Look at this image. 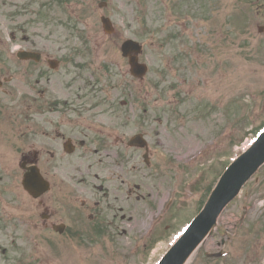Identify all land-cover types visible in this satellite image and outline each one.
<instances>
[{
  "label": "rangeland",
  "instance_id": "1",
  "mask_svg": "<svg viewBox=\"0 0 264 264\" xmlns=\"http://www.w3.org/2000/svg\"><path fill=\"white\" fill-rule=\"evenodd\" d=\"M253 12L235 0H0V61L13 62L11 52L26 46L64 63L75 53L74 62L86 69L65 66L68 80H84L83 90L66 94L80 106L72 118L77 111L89 117L85 126L106 133L111 127V183L108 148L82 149L64 166L73 205L85 200L102 210L109 206L103 192L105 198L111 193L106 234L90 239V210H78V223L65 206L66 233L42 244L25 228L33 206L18 176V190L14 182L0 203V264H15L18 250L19 264H157L264 126V33H257L264 22ZM101 17L111 20V37L103 34ZM128 39L143 47L139 60L148 74L142 81L121 58L119 47ZM23 107L13 109L21 113L18 121L28 119ZM9 112L4 109L2 130ZM138 133L152 154L149 167L141 151L125 147ZM6 147L0 161L16 175L19 153ZM188 264H264V166Z\"/></svg>",
  "mask_w": 264,
  "mask_h": 264
},
{
  "label": "flooded vegetation",
  "instance_id": "2",
  "mask_svg": "<svg viewBox=\"0 0 264 264\" xmlns=\"http://www.w3.org/2000/svg\"><path fill=\"white\" fill-rule=\"evenodd\" d=\"M193 2L195 0H192ZM245 4L254 5V15L264 22V0H241ZM264 29V28H263ZM35 48L32 47V50ZM39 62H10L5 63L0 61V150L6 147V144L11 147L16 153H19L16 167L18 174L14 175L13 171L3 167V162L0 161V203L11 190V185L15 182V190H18V176L23 177L25 173H37L43 183L47 185V192L38 199L31 200V220L26 228H31L39 242L47 244L52 240L51 234L61 238V235L66 233L67 226L62 221L63 213L66 212L65 206L73 210L75 216L72 220L80 222L77 217L79 211L86 212L90 210L86 220L93 223L91 230L94 233H89L80 227L79 230L87 236L90 234V239L94 236H103L109 230L107 219L111 211V193L109 198L108 193L103 192V200H108L107 208L99 210V205L88 204L85 200H81L76 205L72 204V197L67 190V175L64 166L66 159L74 156L80 150H104L108 148L107 153L109 160L110 183H111V127L108 133L103 132L98 127L87 125L88 118H80V106L78 103L75 105L68 99L66 94L71 93L73 89L83 90V80L76 77L73 80H68L66 67H70L75 73L81 71L76 64L73 63H54L47 62L50 57L43 51H40ZM44 60V61H43ZM77 83V84H76ZM82 86L78 87L77 86ZM85 89L89 90L88 87ZM92 99L94 98V89L90 90ZM78 99L82 94H76ZM19 103V104H18ZM27 111H21L25 120L18 121L22 118L21 113L13 109L22 107ZM76 108L77 111L73 112L72 109ZM10 110L6 115L9 121L2 130L3 112ZM12 110V111H11ZM40 118V120H39ZM111 119V117H110ZM39 120V121H38ZM70 151V153H68ZM80 155V154H79ZM84 156H81V159ZM5 168V169H3ZM66 176V177H65ZM62 177H65L62 178ZM95 178V177H94ZM9 181V185H4V182ZM13 187V188H14ZM67 203V204H66ZM100 204V202H98ZM62 206L61 210L55 209L57 206ZM65 209V210H64ZM75 209V210H74ZM71 214V213H70ZM98 214V215H97ZM72 215V214H71ZM103 217L100 218V216ZM83 219V218H82ZM97 221H100L99 223ZM19 219L17 220V224ZM23 226L26 222H22ZM63 230L62 234L56 233L54 230ZM87 240V239H86ZM15 248L18 243L13 240ZM32 242L37 246L35 239ZM14 260L15 264L20 263L18 255ZM25 261H31L30 258H24ZM35 263L48 264L47 260H36Z\"/></svg>",
  "mask_w": 264,
  "mask_h": 264
},
{
  "label": "water",
  "instance_id": "3",
  "mask_svg": "<svg viewBox=\"0 0 264 264\" xmlns=\"http://www.w3.org/2000/svg\"><path fill=\"white\" fill-rule=\"evenodd\" d=\"M101 23L106 34L113 33V28L108 19L102 18ZM140 53L141 47L133 41H125L121 45L122 56L128 58L130 74L138 79H141L146 72V67L137 63V55ZM34 56L26 54L25 59H31ZM128 146L145 148V142L141 136H135L130 140ZM263 163L264 132L254 145L222 175L202 212L159 264H184L194 249L209 233L220 212L237 196L240 189ZM22 186L30 195L36 194L35 196H38L45 191V185L39 181L35 174L32 176L26 175Z\"/></svg>",
  "mask_w": 264,
  "mask_h": 264
},
{
  "label": "bare ground",
  "instance_id": "4",
  "mask_svg": "<svg viewBox=\"0 0 264 264\" xmlns=\"http://www.w3.org/2000/svg\"><path fill=\"white\" fill-rule=\"evenodd\" d=\"M186 264H188V261L186 262Z\"/></svg>",
  "mask_w": 264,
  "mask_h": 264
}]
</instances>
